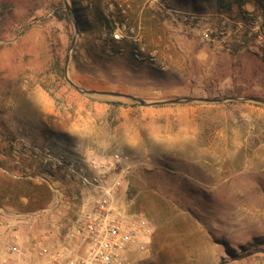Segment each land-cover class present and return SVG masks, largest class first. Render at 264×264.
<instances>
[{
    "label": "rangeland",
    "instance_id": "1",
    "mask_svg": "<svg viewBox=\"0 0 264 264\" xmlns=\"http://www.w3.org/2000/svg\"><path fill=\"white\" fill-rule=\"evenodd\" d=\"M67 2L77 31L74 17L58 16L65 0H0V227L51 225L65 236L81 189L45 160L83 165L121 152L132 168L119 201L152 231L140 264L252 253L229 264H264V105L228 100L264 101V42L228 36L249 14L263 20L264 36V0ZM167 8L210 13L218 39L194 42ZM112 17L140 33L143 60L130 40H114ZM210 99L226 101H202Z\"/></svg>",
    "mask_w": 264,
    "mask_h": 264
},
{
    "label": "built area",
    "instance_id": "2",
    "mask_svg": "<svg viewBox=\"0 0 264 264\" xmlns=\"http://www.w3.org/2000/svg\"><path fill=\"white\" fill-rule=\"evenodd\" d=\"M162 2L163 0H157ZM119 11L126 14L130 5H119ZM166 14L179 24L185 35L202 36L205 41L218 39V30L210 22V13H199L177 8L165 9ZM116 42L130 40L136 47L135 58L143 60L145 46L143 38L135 29H127L125 24L112 17ZM261 18L249 14L240 25L251 36L264 42ZM55 162L54 167L63 168L68 177L77 180L82 201L78 215L66 232L63 241L56 247H46L41 241H34L31 250L34 258L44 264H133L137 253H148L151 248L152 231L148 222L128 211L119 201V191L123 184V174L132 168L127 154L116 152L110 157L90 158L81 165L77 162ZM56 205L61 203L60 190ZM5 259L0 264H22L27 253L17 245H10Z\"/></svg>",
    "mask_w": 264,
    "mask_h": 264
},
{
    "label": "crops",
    "instance_id": "3",
    "mask_svg": "<svg viewBox=\"0 0 264 264\" xmlns=\"http://www.w3.org/2000/svg\"><path fill=\"white\" fill-rule=\"evenodd\" d=\"M107 1V0H105ZM135 5H138L137 3L140 0H131ZM139 7V6H138ZM212 25L215 26L213 23ZM242 26L237 24L236 27H234V30L228 34V36H231L233 34V41H238L243 34H245L246 30L241 28ZM217 28V27H216ZM218 30V28H217ZM242 30V31H241ZM197 39H194V42L198 41H205V38L202 36H197ZM210 42V41H209ZM214 42V41H213ZM240 42V41H238ZM241 43V42H240ZM71 212H68L66 215L68 219H70V222H73L78 213V205L77 204H71ZM3 223H7V221L4 219ZM66 234V233H65ZM2 235V237H1ZM64 236L62 235V229L56 228L51 225H43L42 227L38 226L36 227V230L30 229V228H24L23 226H17L13 229L6 228V226L0 227V263L5 259L6 257V250L10 245H17L20 247V249L27 253L26 257L23 258L20 262L22 264H44V261L41 259L40 261L37 260V258H34V254L31 250V242L32 241H41L44 246L47 247H56L61 244L63 241ZM146 253H137L135 255L133 264H140L141 260L145 257Z\"/></svg>",
    "mask_w": 264,
    "mask_h": 264
},
{
    "label": "water",
    "instance_id": "4",
    "mask_svg": "<svg viewBox=\"0 0 264 264\" xmlns=\"http://www.w3.org/2000/svg\"><path fill=\"white\" fill-rule=\"evenodd\" d=\"M65 7H66V11H67L68 15L71 16V17H74V25H75V29L77 31L78 25H77V22H76V18H75L74 12L72 11L71 7L69 6L67 0H65ZM74 44H75V39L73 40L72 47L74 46ZM67 66H68V63H67ZM66 79H67L68 84L72 88H74L76 91H78L79 93L86 94V95H94L95 94L94 92L84 91V90L78 88L77 86H75L67 78V76H66ZM103 95L111 96V97H114V98H125V96H123V95L113 94V93H103ZM128 98H130L131 100H133L135 102H138L139 104L144 105V106H146V105H148V106H164V105H170V104L171 105L180 104V103H183V102H194V100H192V99H187V100L177 99V100H173V101H166V102H158V103L148 104L144 100H141V99H137V98H134V97H128ZM228 100H232V101H243V100L244 101H252V102H256V103H260V104L264 105V101H259V100H255V99L234 98V99H228ZM202 101L203 102H209V103H219V102H222V101H226V99L225 100H222V99H210V100H202ZM260 253L264 254V251H260ZM253 254H255V253H252V254H249V255H246V256L237 257V258L232 259L231 261H224L221 264H229L230 262H233V261H240V260H243V259H246V258L252 256Z\"/></svg>",
    "mask_w": 264,
    "mask_h": 264
},
{
    "label": "trees",
    "instance_id": "5",
    "mask_svg": "<svg viewBox=\"0 0 264 264\" xmlns=\"http://www.w3.org/2000/svg\"><path fill=\"white\" fill-rule=\"evenodd\" d=\"M59 12H60V15H58L59 16V18L61 19V20H69V17H68V13H67V11H66V9L63 7V4L62 3H60V6H59ZM111 104H113V105H115V106H120V105H122L121 103H118V102H112ZM136 105V104H135ZM154 241H155V244H154V249L158 252V256L160 257V249H161V246L157 243L158 242V240L156 241L155 239H154ZM261 243L262 242H260L259 243V241H258V243H257V245H261ZM158 244V245H157ZM262 244H264V243H262ZM228 253H229V256H231V257H235V256H237V255H235L234 254V252L233 251H228Z\"/></svg>",
    "mask_w": 264,
    "mask_h": 264
}]
</instances>
